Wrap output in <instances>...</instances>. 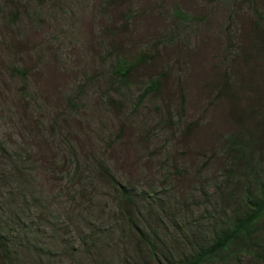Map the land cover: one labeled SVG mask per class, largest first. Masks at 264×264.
Returning <instances> with one entry per match:
<instances>
[{
  "label": "rangeland",
  "instance_id": "1",
  "mask_svg": "<svg viewBox=\"0 0 264 264\" xmlns=\"http://www.w3.org/2000/svg\"><path fill=\"white\" fill-rule=\"evenodd\" d=\"M250 136L264 151V0H0V264H177L229 218ZM255 231L206 264H264Z\"/></svg>",
  "mask_w": 264,
  "mask_h": 264
},
{
  "label": "trees",
  "instance_id": "2",
  "mask_svg": "<svg viewBox=\"0 0 264 264\" xmlns=\"http://www.w3.org/2000/svg\"><path fill=\"white\" fill-rule=\"evenodd\" d=\"M131 68V65L120 62L114 70V75L124 82L129 76ZM148 86L149 90L156 89V80L150 81ZM230 143L232 147L228 150L237 167L236 173L231 171L225 178L239 182L237 185L239 190L234 191V196H231L235 200V207L224 222V226L213 231L209 246L199 248L195 254L188 258H180L177 264H206L223 253L229 255L235 249H246V254H248L249 250L255 248L257 244L255 242V226L264 220V167H259L257 164L259 162L258 153H263L261 157L264 161V151L258 145L259 139L253 136L246 138L244 143H238L235 139L230 138ZM113 184L116 198L119 201L118 208L121 212L133 204V189L126 188L116 179ZM125 211L127 212V210ZM127 214L129 217L128 212ZM133 232L136 237H141L150 246L149 240L148 242L146 240L148 237L144 236L145 232L140 226L136 225ZM3 239L5 238L0 233V253L2 260L6 263L7 260L4 256L7 253V248Z\"/></svg>",
  "mask_w": 264,
  "mask_h": 264
}]
</instances>
